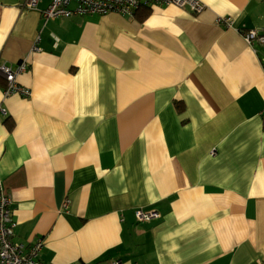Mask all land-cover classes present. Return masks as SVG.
Instances as JSON below:
<instances>
[{
  "label": "crops",
  "instance_id": "crops-1",
  "mask_svg": "<svg viewBox=\"0 0 264 264\" xmlns=\"http://www.w3.org/2000/svg\"><path fill=\"white\" fill-rule=\"evenodd\" d=\"M199 1L139 21L0 0V64L30 92L0 75V179L41 261L264 264V44L241 35L264 0Z\"/></svg>",
  "mask_w": 264,
  "mask_h": 264
},
{
  "label": "built area",
  "instance_id": "built-area-1",
  "mask_svg": "<svg viewBox=\"0 0 264 264\" xmlns=\"http://www.w3.org/2000/svg\"><path fill=\"white\" fill-rule=\"evenodd\" d=\"M38 0H23L22 6L32 8ZM174 5L186 8L192 13H199L204 5L199 0H51V2L41 11L44 19L70 15H105L111 12L120 13L134 17L136 10L142 8L151 9L154 6ZM224 25H229V18L220 17L218 19ZM243 39L250 45L255 43L264 44L263 29H246L241 31ZM34 48H36L34 46ZM27 68L25 61L17 63L15 66L0 64V75L6 81L2 88L4 97L11 94H18L27 97L29 90L17 82V76ZM2 114H6L5 108L0 109ZM264 115V110L262 111ZM11 198L4 189L0 179V264H51L41 261L38 257L43 246L42 241H36L32 245L25 246L13 240L16 223L11 215ZM67 206V204H65ZM136 215L140 220H148L157 214L155 212L137 211ZM71 264H86L74 262ZM109 264H119L112 262Z\"/></svg>",
  "mask_w": 264,
  "mask_h": 264
},
{
  "label": "trees",
  "instance_id": "trees-1",
  "mask_svg": "<svg viewBox=\"0 0 264 264\" xmlns=\"http://www.w3.org/2000/svg\"><path fill=\"white\" fill-rule=\"evenodd\" d=\"M149 12H150V9H148V8L138 9V10H136L133 18H135L139 21H143L147 17V15L149 14Z\"/></svg>",
  "mask_w": 264,
  "mask_h": 264
}]
</instances>
